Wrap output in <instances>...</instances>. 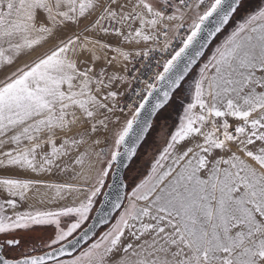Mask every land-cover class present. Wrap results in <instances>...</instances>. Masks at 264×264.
I'll return each instance as SVG.
<instances>
[{
  "label": "snow or ice",
  "instance_id": "1",
  "mask_svg": "<svg viewBox=\"0 0 264 264\" xmlns=\"http://www.w3.org/2000/svg\"><path fill=\"white\" fill-rule=\"evenodd\" d=\"M0 173V264H264V0H0Z\"/></svg>",
  "mask_w": 264,
  "mask_h": 264
},
{
  "label": "rangeland",
  "instance_id": "2",
  "mask_svg": "<svg viewBox=\"0 0 264 264\" xmlns=\"http://www.w3.org/2000/svg\"><path fill=\"white\" fill-rule=\"evenodd\" d=\"M259 2V0H247V3L254 6ZM47 47V46H46ZM176 113L173 112L170 119L167 121H159L154 124L153 130L147 138L146 142H144L143 146L139 150L137 158L134 160L131 169L128 171V179L129 183L132 179L136 178L140 173L144 172L150 165V162L153 158L158 154V151L164 146L165 141L168 139L169 134L174 131V125L176 123ZM2 174V173H0ZM14 174V173H13ZM47 180L55 183H60L67 179V176H62L58 174H52L46 177ZM43 189H41V192ZM49 195H54V193H49ZM31 199L28 203L35 204L37 207L41 205L35 199L34 193H29ZM67 201H63L60 203H66ZM49 207H56V203L48 205ZM26 205L17 209L18 211L24 210ZM11 211V210H9ZM17 236H22L24 239L28 240L30 238L39 239L40 237L45 236V231L43 229H38L33 232H17ZM3 236H0V239H3ZM31 247V244L28 245Z\"/></svg>",
  "mask_w": 264,
  "mask_h": 264
},
{
  "label": "water",
  "instance_id": "3",
  "mask_svg": "<svg viewBox=\"0 0 264 264\" xmlns=\"http://www.w3.org/2000/svg\"><path fill=\"white\" fill-rule=\"evenodd\" d=\"M154 124H155V121H154V123H153V127H154ZM153 129V128H152ZM152 129L150 130V133H151V131H152ZM148 138V137H147ZM147 140V139H146ZM143 144H144V142H142V144H141V147L143 146ZM141 147L140 148H138V150H137V155H138V153H139V150L141 149ZM137 157V156H136ZM135 157V158H136ZM135 158H134V160H135ZM133 160V161H134ZM133 163V162H132ZM122 171H124V170H122Z\"/></svg>",
  "mask_w": 264,
  "mask_h": 264
},
{
  "label": "trees",
  "instance_id": "4",
  "mask_svg": "<svg viewBox=\"0 0 264 264\" xmlns=\"http://www.w3.org/2000/svg\"><path fill=\"white\" fill-rule=\"evenodd\" d=\"M152 130H153V129H152ZM151 132H152V131H151ZM149 135H150V134H149ZM148 137H149V136H148ZM137 156H138V155H137ZM136 158H137V157H136ZM136 158H135V159H136ZM133 162H134V161H133ZM132 164H133V163H132Z\"/></svg>",
  "mask_w": 264,
  "mask_h": 264
}]
</instances>
